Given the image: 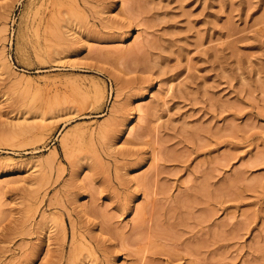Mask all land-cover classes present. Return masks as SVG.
<instances>
[{
	"label": "rangeland",
	"instance_id": "374dc122",
	"mask_svg": "<svg viewBox=\"0 0 264 264\" xmlns=\"http://www.w3.org/2000/svg\"><path fill=\"white\" fill-rule=\"evenodd\" d=\"M0 264H264V0H0Z\"/></svg>",
	"mask_w": 264,
	"mask_h": 264
}]
</instances>
